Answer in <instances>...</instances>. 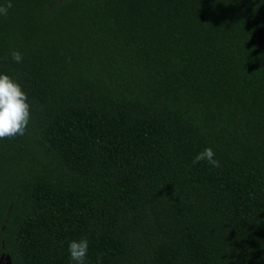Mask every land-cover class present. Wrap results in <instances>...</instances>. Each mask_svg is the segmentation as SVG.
<instances>
[{
	"label": "trees",
	"instance_id": "trees-1",
	"mask_svg": "<svg viewBox=\"0 0 264 264\" xmlns=\"http://www.w3.org/2000/svg\"><path fill=\"white\" fill-rule=\"evenodd\" d=\"M11 4L31 118L0 140V258L264 264V0Z\"/></svg>",
	"mask_w": 264,
	"mask_h": 264
},
{
	"label": "clouds",
	"instance_id": "clouds-1",
	"mask_svg": "<svg viewBox=\"0 0 264 264\" xmlns=\"http://www.w3.org/2000/svg\"><path fill=\"white\" fill-rule=\"evenodd\" d=\"M12 7L11 0L6 5L0 6V16H7L8 9ZM12 59L22 62V54L16 50L11 51ZM31 118L28 97L21 85L7 74H0V140L23 136ZM215 153L211 147L204 148L198 153L193 164L206 161L213 167H220L214 158ZM70 259L75 264H85L88 253V240L81 238L73 240L68 245ZM99 259V258H98Z\"/></svg>",
	"mask_w": 264,
	"mask_h": 264
},
{
	"label": "water",
	"instance_id": "water-1",
	"mask_svg": "<svg viewBox=\"0 0 264 264\" xmlns=\"http://www.w3.org/2000/svg\"><path fill=\"white\" fill-rule=\"evenodd\" d=\"M3 259L6 260V263H5V264H11V263H10V259H9L8 256L4 257V256L2 255L0 261H2Z\"/></svg>",
	"mask_w": 264,
	"mask_h": 264
},
{
	"label": "flooded vegetation",
	"instance_id": "flooded-vegetation-1",
	"mask_svg": "<svg viewBox=\"0 0 264 264\" xmlns=\"http://www.w3.org/2000/svg\"><path fill=\"white\" fill-rule=\"evenodd\" d=\"M0 260H1V258H0ZM0 264H5V263H4V261H0Z\"/></svg>",
	"mask_w": 264,
	"mask_h": 264
},
{
	"label": "rangeland",
	"instance_id": "rangeland-1",
	"mask_svg": "<svg viewBox=\"0 0 264 264\" xmlns=\"http://www.w3.org/2000/svg\"><path fill=\"white\" fill-rule=\"evenodd\" d=\"M2 261H4V263H6V260L3 259Z\"/></svg>",
	"mask_w": 264,
	"mask_h": 264
}]
</instances>
